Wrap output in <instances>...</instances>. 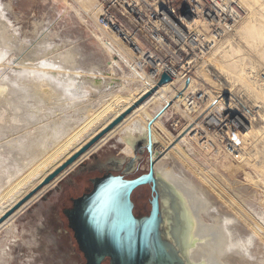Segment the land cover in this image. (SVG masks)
<instances>
[{
	"label": "bare ground",
	"instance_id": "6f19581e",
	"mask_svg": "<svg viewBox=\"0 0 264 264\" xmlns=\"http://www.w3.org/2000/svg\"><path fill=\"white\" fill-rule=\"evenodd\" d=\"M102 5L99 2L93 4L87 16L94 12L92 18L103 36L104 48L110 53L113 60L124 65L134 78L131 75H125L122 78L114 63H110L105 69L102 61L86 60L76 45H67L64 41L62 44L52 45L54 42L50 43L49 35L39 34L38 28L35 29L34 36L30 41L26 40L27 36L22 39L5 12L6 9H11V5L0 6V68L4 65L14 64L18 75L20 74L19 83L15 84L17 85L16 89L13 84L12 86L9 85L10 83L2 84V82L0 94H4L6 90L10 89L9 94H13V96L14 94L18 96L16 93H20V96L22 94V101L19 100V102L26 104L31 99V103L34 104L27 105L29 108L25 107L24 110L22 108L17 110L16 106V111L12 116L7 112L9 114L6 115L7 118H4L5 120L2 118L5 121L2 126L5 125L6 130H4V126H0V204L7 206L0 211V219L42 184L50 174L152 90L148 85L142 83L141 79L130 69L131 62L137 57L136 54L117 35L106 32L99 26L98 20L102 13ZM36 27L38 26L36 25ZM223 42L219 43L216 50ZM116 55L119 56V59L116 58ZM11 87L13 88L11 89ZM183 89L180 77L172 84L159 87L155 94L153 93L150 101L143 104L147 101L146 99L142 102L143 105L139 109L130 117L127 116V119L125 118L97 142L95 147H92L93 149L91 148L83 154L53 182L33 196L25 203V207L37 202L49 189L57 187L66 175L70 174V171H74L81 162L87 161L85 159L89 155L93 154L92 157L97 155L96 152L104 148V146L101 148L100 145L105 137L114 135L117 131L120 133L128 131L131 137L125 138L126 142L117 138L115 148L121 147L119 152L122 150L123 153L131 154L132 148L136 153L139 143L146 146L151 136L154 157L157 153H164L163 158L155 167L157 177L164 182L161 185L167 188L168 192H173L177 196L176 207L178 208L174 211V217L181 230L179 231L182 233L181 248L177 244L181 258L186 264H236V261L241 264L250 256L253 237L242 235L236 218H223L221 215H214L212 213L213 203L206 184L195 182L182 167L184 162L190 159L187 153L180 148L186 141H195L203 153L208 156L212 153L210 148L200 143L196 130H192L191 133H188V130L184 131L177 139L167 129L174 141H180L173 148L172 145H168L167 148L162 147L160 139L154 134L153 127L157 120L162 118L160 119L162 121L170 110L181 106L183 99L179 92ZM225 94L228 93H223V95ZM178 97L179 99H177ZM128 99L129 101H127ZM24 104L23 106H25ZM168 104H171L170 110H164ZM152 105L153 107H151ZM26 108L27 110H25ZM145 108L150 109L153 114H156V117L152 120L149 119L151 121L148 124L144 120V113L132 120ZM101 109L112 110V115L97 127L98 118L94 119V116ZM182 114H184V109ZM184 115L189 123L194 121L193 115L187 113ZM103 117L101 116V118ZM192 124L199 123L193 122ZM29 127H33L36 133L30 134ZM251 128L247 127L245 136L252 132ZM7 132L11 134L7 135ZM137 137L144 140L138 141ZM161 147L166 150L160 152ZM188 152L192 156L196 155L193 149H189ZM214 157L226 159L220 154V151H217ZM211 173L213 177H219L222 181L226 180L216 171L212 170ZM168 206L169 200H166L164 207ZM172 211L167 210V214H165V230H168L167 227L173 224V213H170ZM206 217H209L211 221L206 222ZM170 234L167 233V237ZM6 235L7 239L14 237V248L17 247L18 242L22 247L32 243L25 236L18 238L14 222L7 227ZM171 235V239L168 238V240L176 245L175 236ZM0 249L3 255V264H11L15 261V254L9 244L3 245Z\"/></svg>",
	"mask_w": 264,
	"mask_h": 264
},
{
	"label": "rangeland",
	"instance_id": "374dc122",
	"mask_svg": "<svg viewBox=\"0 0 264 264\" xmlns=\"http://www.w3.org/2000/svg\"><path fill=\"white\" fill-rule=\"evenodd\" d=\"M96 1L102 4L106 0H0V6L11 5V9H6L5 12L22 39L27 36L26 40L30 41L34 36L35 29L38 28L39 34L46 33L49 35L50 43L54 42L52 45L62 44L63 41L67 45H76L86 60L102 61L105 69L110 63H114L122 78L125 75L129 76L131 75L130 71L124 65L116 63L104 48L103 36L92 18L94 12L87 16L93 4H97ZM138 1L142 2V0ZM238 1L245 11L244 20L232 35L224 39L219 49L209 57L205 65L207 68L199 70L198 83L200 88L210 93L223 95L227 92L228 94L223 96L229 99V102L239 108L249 107L251 109L246 110L252 112L253 120L249 121L248 125V127H252V132L248 136L244 135L243 138L244 158L242 161L236 162L227 160L226 157V159L214 157L216 154L208 156L192 140L186 141L180 148L190 157L182 166L184 170L195 182H202L209 189L214 209L212 213L221 215L223 218H236L242 235L253 237L250 256L241 264H264V81L260 79V74L264 72V0ZM210 59L211 62H209ZM13 65H4L3 68H0V84L2 82V84L10 83L9 85L13 84L14 89H16L15 86L17 87L19 83L20 74L18 75L16 66ZM9 90L0 94V126H4V130H6V126H2V123L5 122L2 118L6 119L9 114L12 116L16 109L22 108L24 110L25 107L29 108L27 105H34L33 102L31 103V99L24 104L25 102H21L22 94L20 96V93H16L18 96L15 94L13 96V94H9ZM153 95L143 104L150 101ZM19 100L21 101L19 102ZM6 102L8 103L6 104ZM8 104L10 105L8 106ZM143 104L134 109L128 117ZM182 110L183 107L181 106L175 107L166 114L162 121H160L162 118H159L155 123L154 134L160 139L162 147L167 148L168 145H172L173 148L179 144L180 141H174L169 134L171 130L168 127L173 119L180 118ZM111 111L101 109L95 114L94 119L98 118L97 127L101 126L112 115ZM142 113L145 114L144 120L147 124L149 119H153L156 115L150 109L145 108L132 120ZM107 115L109 116L105 118ZM101 116L104 117L101 118ZM160 122L162 123L160 124ZM28 130L32 135L36 133L33 127H29ZM159 130L165 135L161 134ZM171 133L179 139L180 134ZM6 134L10 135L11 133L7 132ZM129 137L131 135L128 131L123 133L117 131L114 135L105 137L100 145L101 148L103 146L104 148L96 152L97 155L93 157V154L89 155L85 159L87 161L81 162L80 166H76L74 171H70L69 175L67 174L63 180L61 179L62 181L57 188L54 186L55 188L49 189L37 202L27 206L28 208L25 207V204L22 205L6 221L4 220V223L0 224V248L9 244L15 254V261L11 264H86V260L78 251L79 248L72 237V233L62 217L60 209L70 206V202L62 194L69 191L81 194L89 186V178L99 173L97 172L98 168H93L97 161L107 162V165L116 162L121 164L117 171H124L127 164L132 160L131 158L134 157L135 151L132 148L131 154L123 153L122 150L118 151L121 147L115 148V146L117 138L125 141V138ZM162 147L159 149L160 152L166 150ZM189 149H193L196 155L192 156L188 152ZM150 160L148 153H146L144 157L140 158L138 164L136 163L134 170L128 173L127 177L134 178L148 173ZM83 166L93 167L91 169L85 167L88 169L86 170ZM212 170L226 180L222 181L219 177H213ZM62 199L63 201L59 204L58 201ZM151 199L152 193L149 187H142L135 193L134 200L137 204L138 213L149 214ZM6 206L0 204V211ZM210 221L211 219L206 217V222ZM13 222L18 238L25 236L30 239L31 244L22 247L18 242L17 247H13L14 237L7 239L6 235L7 227ZM1 255L2 252L0 251V264H3V255ZM236 264H239V261H236Z\"/></svg>",
	"mask_w": 264,
	"mask_h": 264
},
{
	"label": "built area",
	"instance_id": "2783aa9c",
	"mask_svg": "<svg viewBox=\"0 0 264 264\" xmlns=\"http://www.w3.org/2000/svg\"><path fill=\"white\" fill-rule=\"evenodd\" d=\"M102 4L99 26L117 35L136 54L130 69L142 83L153 89L165 72L172 76L168 84L181 78V106L194 121L189 123L182 114L169 123L171 132L181 136L196 130L210 154L220 151L232 161H242L243 138L253 120L252 112L246 110L251 109L239 108L198 83L199 70L207 68L219 43L245 17L242 4L238 0H106ZM260 77L264 80V72Z\"/></svg>",
	"mask_w": 264,
	"mask_h": 264
},
{
	"label": "water",
	"instance_id": "95a60500",
	"mask_svg": "<svg viewBox=\"0 0 264 264\" xmlns=\"http://www.w3.org/2000/svg\"><path fill=\"white\" fill-rule=\"evenodd\" d=\"M171 78L168 72L163 73L156 87L50 174L42 184L3 216L0 224L118 126L137 106L152 96L158 87L172 82ZM170 107L171 104H168L164 110ZM145 150L151 159L148 175L134 180H125L122 176L113 175L92 180V192L74 200L73 208L64 211L86 264H186L177 248V244L180 248L182 246V236L174 235L176 245L168 240L158 197L152 201L149 216L138 218L134 215L133 192L149 184L153 185L155 192L158 185L164 183L161 179L154 178L155 167L164 153H157L156 158L154 157L151 136Z\"/></svg>",
	"mask_w": 264,
	"mask_h": 264
},
{
	"label": "flooded vegetation",
	"instance_id": "af4514ba",
	"mask_svg": "<svg viewBox=\"0 0 264 264\" xmlns=\"http://www.w3.org/2000/svg\"><path fill=\"white\" fill-rule=\"evenodd\" d=\"M154 117H156V115L154 116ZM153 117V118H154ZM152 120V119H151ZM151 120H149V121H151ZM146 139H147V137H146ZM142 140H144V139H138V141H142ZM148 145V144H147ZM146 145V146H147ZM146 146H143L142 145V143L140 144L139 143V145H138V147H136V153H135V156L134 157H132L131 159L133 160V161H130L128 164H127V166H126V168L124 169V171H122V172H118L117 171V168H120V166H121V164H118V163H116V162H112V163H109L108 165H111L112 167H108V165H107V162H105V163H101V162H98L97 161V163H95L94 165H96V166H83L84 168L86 167V168H98L97 169V172H99L97 175H94V176H91L90 178H89V186L87 187V188H85L83 191H82V193L81 194H76V192L74 193V191L71 193V191H69V192H67L66 194H62V196L64 197L65 196V198L70 202V206L69 207H66V208H61L60 209V211H61V214H62V217H63V219H64V221L66 222V224H67V227H68V229H69V231L72 233V237H73V239L75 240V238H74V233H73V231L69 228V222H68V220H67V218L65 217V215H64V211L66 210V209H72L73 208V204H74V200H76V199H79V198H81V197H83L84 195H86V194H89V193H91L92 192V190H93V185H92V180H95V179H102V178H104V177H108V176H110V175H113V176H116V177H118V176H122L125 180H134V179H137V178H139V177H141V176H144V175H148L149 174V172L148 173H145V174H143V175H141V176H138V177H134V178H128L127 177V175H128V173H130L131 171H133L134 170V168L136 167V163L138 164V162L140 161V158L141 157H144V155H146V153H148L147 152V150H145V148H146ZM96 160H97V158H96ZM85 165V164H84ZM91 165H93V164H91ZM83 168V169H84ZM85 168V169H86ZM86 170H88V169H86ZM154 178H158L157 177V174H155L154 175ZM61 183V182H60ZM59 183V184H60ZM58 184V185H59ZM142 187H145V186H142ZM142 187H139V188H137L134 192H133V194H132V201H133V203H134V215L136 216V217H138V218H142V217H146V216H149L150 215V213H151V211H152V201L154 200V198H156V197H158V199H159V204H160V212H161V214H162V217H163V220L165 219V214H167V210H173L172 212H170V213H173V217H174V211H176V208H178V207H176V203H177V196L172 192V193H170V192H168V189L167 188H165V187H163L162 185H158V187L156 188V191L154 192L153 191V185L152 184H149V185H146V187H149L150 188V190H151V193H152V199L150 200V205H151V210H150V212H149V214H147V213H138V211H137V204H136V202H135V200H134V195H135V193L140 189V188H142ZM57 188V187H56ZM61 199V198H60ZM64 199V198H63ZM63 199L62 200H59L58 202H59V204H61V201H63ZM166 200H169V206L168 207H164V203H165V201ZM169 208V209H168ZM178 213H179V211H178ZM179 217V216H178ZM176 219H175V217L173 218V220H172V222H173V224H172V226H169V227H167L168 228V230H165L166 231V233H171V234H173V235H176V234H178V235H180L181 236V230H180V228L178 227V225H177V223H176ZM180 230V231H179ZM170 234V235H171ZM170 235H169V239H171L170 238ZM172 236V235H171ZM171 241V240H170ZM75 242H76V240H75ZM175 242V241H174ZM77 244V243H76ZM78 246V245H77ZM79 252H80V250H78ZM81 253V252H80ZM81 255H83L82 253H81ZM84 257V256H83ZM106 264H109V262H106Z\"/></svg>",
	"mask_w": 264,
	"mask_h": 264
},
{
	"label": "crops",
	"instance_id": "0c3cea01",
	"mask_svg": "<svg viewBox=\"0 0 264 264\" xmlns=\"http://www.w3.org/2000/svg\"><path fill=\"white\" fill-rule=\"evenodd\" d=\"M159 132L161 133V134H163V132L161 131V130H159ZM163 135H165V134H163ZM167 137V136H166Z\"/></svg>",
	"mask_w": 264,
	"mask_h": 264
}]
</instances>
